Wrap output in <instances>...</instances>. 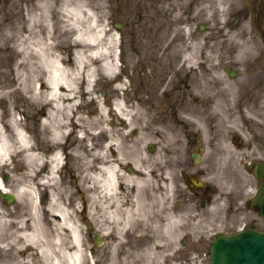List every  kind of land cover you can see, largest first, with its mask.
<instances>
[{"label": "rangeland", "instance_id": "1", "mask_svg": "<svg viewBox=\"0 0 264 264\" xmlns=\"http://www.w3.org/2000/svg\"><path fill=\"white\" fill-rule=\"evenodd\" d=\"M39 1L1 0L0 58L3 59V63L9 60V65L13 66L15 58L18 59L19 53L8 47L7 33H9V38L12 39L11 44L18 37H23L22 32L28 28L26 17H33L32 21L34 22L33 28L29 29L31 30L30 33L24 32L25 35H28V41L26 42H36L39 39L40 30L45 31L48 20L46 21L41 15L38 6ZM50 1L53 11L51 22L54 23L51 38L56 45H59L57 50L59 49V51L65 53L66 58L72 62L76 58L77 50L92 47V45L79 42L77 34V29H81L86 31L85 37L92 35L94 30L91 19L89 20V15H76L73 12L76 4L73 2L65 5L63 0ZM85 1L95 12L97 21L103 24L107 31L102 44L106 47L112 46L110 54H114L116 51L117 63L121 68L119 77L108 76L99 65L98 75L94 79L95 89L93 93L94 95L98 94L99 98H103L107 107L110 103L114 104L117 100H123L133 110V113H136V120L138 121L135 124V133L131 135L130 139L132 149L134 151L140 149L145 152L146 144L150 140L146 134L145 100L147 99L148 85L144 74V58L147 55L154 57L161 55L166 56L162 58L164 64H160L162 71L174 70L176 75L177 67L181 68L183 64L184 77L180 86L183 85L184 89H186V85L191 86L192 89L188 93H193V98L189 97L184 104H190L189 108L192 106L191 103L194 105L193 108L196 106V113L200 112L201 125L199 129L195 126L192 118V112L194 111L187 113L186 107L184 109L178 106L175 107L177 116H180L184 121H189V124L194 127L193 132L190 134L191 139L187 136L184 127L173 122L171 118L155 117L157 111L153 113L152 135L150 136L154 137L153 134L158 131L162 135L163 141L168 143L169 151L171 148V152H176V155L182 154V156H178V161L182 162L186 152L190 150L188 149V143L191 140L194 142L201 141L200 143L205 144L208 149L213 142L217 141L219 144L215 146L218 147L223 145L222 142L229 141L228 135L227 138L224 137V132L221 130L229 131L226 133L234 136L236 143V145L229 146L233 149L232 154L234 155L231 162L240 167L243 161L241 159L243 150L238 147V144L243 141L242 136H250L246 132L247 130H243V127L250 124L257 130L264 131V85L260 84L264 82V0ZM153 8H157L159 11L155 12ZM62 10L68 14H63L64 11ZM68 18H74L71 22L77 20H81V22L65 25ZM118 24L121 25L120 28L117 27ZM18 29L21 30L20 33ZM111 39H113V43ZM246 41L251 43V52L249 55L240 58L238 57L239 52H242L240 44ZM171 56L174 66L168 68V58ZM180 56L183 57V60L175 61L176 57ZM9 71L12 72L11 69ZM230 71H234L235 74L231 76ZM187 73L190 74L189 79ZM9 77L13 78V74L11 73ZM168 77H171V75ZM151 83L154 84V81ZM118 84L124 85L125 88L118 90ZM172 87L173 84H169L168 92H171ZM225 89L232 93V95L228 93L231 98L229 101H225L226 95L221 94ZM105 91L110 94L108 98L104 97ZM9 99L10 102H14L16 97L13 96ZM22 100L27 99H20L19 109L26 105ZM83 101L86 116L90 117L95 113L99 117L97 104L91 102V99L85 96ZM29 104L28 101L27 105ZM29 106L31 107V105ZM182 110L184 112H181ZM3 111L5 116L6 103H3ZM44 117L43 113L32 107L28 110L25 108V112L19 111L18 115V118L28 127L29 132L36 137L40 136L41 131L44 129ZM106 124L116 136L120 135L119 140H122L125 123L115 113L107 114ZM214 129L220 130V132ZM215 132H219V136H216L218 134ZM46 136H48L47 130ZM190 151H193V149ZM225 151L229 152V150ZM209 152H211V149ZM243 156H245L244 153ZM112 158H116V156L113 155ZM16 160L17 158H14L13 163L7 169L0 168L2 178L4 174L9 175L6 186L12 191L16 190V182L12 177L13 173L18 170ZM147 164L150 163L147 162ZM154 164V169H156V163ZM62 165L58 179L71 187L75 193V204L79 210L78 219L85 231V238L92 248L88 252L91 264H110L113 245L115 244L113 233L111 236H103L101 243L97 242L101 225L108 224L106 223L107 218L103 217L101 197L106 204H108L109 199L100 193L99 185L96 184L97 192L94 194L98 209L96 218L93 219L86 211V207L92 203L89 198L91 193L87 192L86 195L85 190L81 189L82 191H80L78 189L79 173L74 167L69 149L65 150ZM129 165L132 166V164ZM179 167L177 166V168ZM125 170L129 172L132 168L130 169V166H127ZM166 173L171 176L170 172ZM178 174V184H180L182 179H180V171ZM158 176L154 174L153 179L158 180ZM220 176V171H215L211 173L210 181L216 185L223 184V178ZM169 183L172 185H169ZM169 183L168 194L170 195V192L175 190V179ZM247 183H251V181L242 178L238 187H231L230 189L237 191L241 188L243 190L241 193L245 194L246 189L242 187H246L245 184ZM147 185L148 189L145 192H149L151 187H157L159 183L153 181ZM182 187L187 188L185 185ZM249 193L251 192L249 191ZM48 196V192L41 191L40 198L43 202L46 203L49 200ZM148 206L150 209L145 215L149 234L147 243L152 241L150 229L153 225H173V231L175 232L173 238L165 240L173 242L170 249L164 252L163 255L158 256L151 264H210V249L214 239L221 236V233L235 232L243 227V223L240 225L224 224L226 214H230L224 204L221 205V208L211 210L209 208L200 210L194 206L184 207L182 224H178L179 221L176 222L172 218L170 210L166 222L165 216L159 208L152 205ZM0 207L10 214L11 212H18L21 209V203L18 200L8 203L6 199L0 197ZM250 215L255 216L247 212L248 219H250ZM135 218H137L139 225L141 223L139 222L141 220L140 216L137 215ZM114 220V224H117L120 219L116 218ZM260 227L264 228V224ZM262 230L264 231V229ZM3 233L6 232L3 231ZM157 236L161 237L163 235L159 231ZM137 244H140L139 240ZM13 247L12 242H9L7 253L0 249V262L5 263L9 260L12 264H24L28 260L32 264H50V260L39 254L36 249L21 251V245L14 247L15 249Z\"/></svg>", "mask_w": 264, "mask_h": 264}, {"label": "bare ground", "instance_id": "2", "mask_svg": "<svg viewBox=\"0 0 264 264\" xmlns=\"http://www.w3.org/2000/svg\"><path fill=\"white\" fill-rule=\"evenodd\" d=\"M63 1L65 5L71 2L76 4L73 11L76 15H89L94 32L85 37L86 31L77 29V34L79 42L92 45L90 49L77 50L72 62L66 58L65 53L57 50L59 45L51 38L54 31L51 1L40 0L39 10L43 18L48 20L45 31L40 30L36 42H26L28 35L24 32L30 33L29 29L33 28L34 23L33 17H26L28 28L22 32L23 37H18L11 44L12 39L7 33L9 49L19 53L15 64L10 66L9 60L3 63L0 58V168L10 167L14 158H17L18 168L12 176L16 190L8 189L7 182L0 176V192L15 195L21 203V209L10 214L0 207V249L6 252L9 242H12L14 247L21 245V251L36 249L50 260V264H91L88 252L92 248L78 219L75 193L58 179L65 150L69 149L74 167L79 173L78 189L85 190L86 195L87 192L91 193L89 198L92 203L86 207L88 215L96 218V184L99 185L100 193L109 199L106 204L101 197L103 217L107 218L108 224L101 225L99 233L100 242L103 236L114 235L110 264H151L170 249L173 242L165 240L173 238L175 232L173 225H153L150 229L152 241L147 243L149 234L145 215L150 208L145 201V191L151 182L152 170L147 164L144 150L134 151L130 143L138 121L136 113L123 100L114 102L110 110L125 123L124 136L119 140L120 135L116 136L106 124L109 109L99 95L93 93L99 65L106 75L119 77L121 68L117 63L118 56L116 51L110 54L112 46L102 44L107 31L97 21L95 12L87 2ZM63 14L68 13L64 11ZM73 19L68 18L65 25L81 22H71ZM18 31L20 33L21 30ZM250 45L248 41L240 44L242 52H239L238 57L249 55ZM11 73L13 78L9 77ZM123 88L124 85H117L118 90ZM228 93L226 89L221 92L226 95L225 101L231 99ZM84 95L97 104L99 117L95 113L86 116L83 109ZM13 96L16 100L10 102L9 98ZM20 97L27 99L22 100L27 110L32 107L40 113H46L44 129L38 137L32 135L18 118L19 111L25 112L24 107L18 108ZM28 101L31 107L27 105ZM3 103H6L5 116L2 112ZM146 115L149 118L147 110ZM148 139L153 138L148 135ZM113 155L116 158H112ZM127 166L132 170L126 171ZM42 190L49 195L46 203L39 200ZM137 215L141 219L139 225L135 218ZM116 218L120 220L114 224ZM159 231L163 236H157ZM24 263L32 264L28 260ZM0 264L12 262L8 260Z\"/></svg>", "mask_w": 264, "mask_h": 264}, {"label": "flooded vegetation", "instance_id": "3", "mask_svg": "<svg viewBox=\"0 0 264 264\" xmlns=\"http://www.w3.org/2000/svg\"><path fill=\"white\" fill-rule=\"evenodd\" d=\"M153 10L155 12L159 11L157 8H153ZM163 57L166 56L160 55L154 57L147 55L144 58V74L145 78H147L146 81L148 85L145 103L147 113L150 115L149 118L147 117L146 121L147 134L149 136L152 135L153 113L157 111L155 117L171 118L173 122L184 127L187 136L190 137L194 127L189 124V121H184L180 116H177L175 107L179 106L184 109L186 107L185 110L187 113H189V111H194L192 112V118L195 126L199 129L201 125L199 119L200 112L196 113L197 108L196 106L193 108L194 105L192 103L191 108H189L190 104H184L189 97L193 98V93H188L192 87L186 85V89H184L183 85L180 86V84L183 83L184 77L182 71L183 64L181 68L177 67L176 75L174 74V70H161L162 67H160V64H164L162 62ZM168 59V68L173 67L174 63L171 61L173 60L172 56ZM181 59L183 60L182 56L176 57V60H174L178 61ZM187 74L189 79L190 74ZM233 74L234 71H230V75L232 76ZM169 75H171V77H168ZM152 81H154V84L151 83ZM169 84H173L171 92H168ZM260 84L264 85V82ZM109 95L110 94L105 91L104 97L108 98ZM100 99L104 102L103 98ZM104 104L106 103L104 102ZM112 106L113 103L108 104V107L106 104V107L109 109L108 113H114V111L110 110ZM181 112L184 111L182 110ZM214 130L220 132V130ZM243 130H247L246 132H248L250 136H242L243 141L238 144V147L241 148L245 154V156H243L242 153L241 159H243V161L240 167L231 162L234 155L232 154L233 149L229 148V146L232 144L236 145V143L234 141V136L229 135L230 133H226L229 131L221 130L224 132V137L227 138L228 135L229 141L222 142L223 145L221 144L222 146L218 147L215 146L219 144L217 141L213 142L208 149L205 144L200 143L201 141L194 142L191 140L190 143H188V149H193V151L188 150L182 162L178 161V156L180 157L182 154L176 155V152H171V148L169 151L168 143L163 141V137L158 131H155L153 134L154 137L151 136L153 139L149 140L146 144L145 156L147 157V162L150 163V170H152L151 182H157L159 185L155 188L151 187L149 192H145L146 204L159 208L165 216L166 222L170 210L172 218L175 219L176 222L179 221L178 224L183 223L182 215L184 207L194 206L200 210L204 208H209L211 210L221 208V205L224 204L230 213L226 214L228 218H224L225 225H240L243 223V227L239 229L251 227L263 231L262 229L264 228L260 227V225L264 224V169H259V167L264 165V131L257 130L250 124L243 127ZM219 132H215L218 134L216 136H219ZM247 140L249 141L247 142ZM172 144L174 145L173 142ZM210 149L211 152H209ZM225 150H229V152ZM154 163H156V169H154ZM177 166L180 167L177 168ZM178 169L180 171V179L182 178L180 184H178ZM215 171H220L223 184L216 185L214 182L210 181L211 173ZM166 172H170L171 176ZM154 174L156 176L160 174L158 180L153 179ZM242 178L251 181V183L245 184L246 187H242L246 189L245 194L241 193V191H243L241 188L238 190L235 189L237 191L230 189L231 187H238L239 181ZM174 179L175 190L170 192L169 195L168 183ZM169 185L172 184L169 183ZM183 185L187 188L184 189L182 187ZM249 191H252V193H249ZM256 194H259L260 197L255 202L253 199ZM247 212L255 216L250 215V219H248ZM242 220L244 221L242 222Z\"/></svg>", "mask_w": 264, "mask_h": 264}, {"label": "water", "instance_id": "4", "mask_svg": "<svg viewBox=\"0 0 264 264\" xmlns=\"http://www.w3.org/2000/svg\"><path fill=\"white\" fill-rule=\"evenodd\" d=\"M210 264H264V233L247 229L217 238L211 247Z\"/></svg>", "mask_w": 264, "mask_h": 264}]
</instances>
